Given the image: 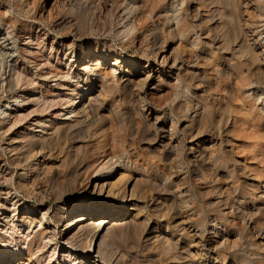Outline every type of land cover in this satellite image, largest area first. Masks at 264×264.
Segmentation results:
<instances>
[{"label":"rangeland","instance_id":"1","mask_svg":"<svg viewBox=\"0 0 264 264\" xmlns=\"http://www.w3.org/2000/svg\"><path fill=\"white\" fill-rule=\"evenodd\" d=\"M107 1L113 5V12L123 7L115 0ZM24 4L0 0V6L12 15L16 27H32L47 33L41 40L45 42L46 48L41 49L44 54H48L54 36L71 43L69 51L82 42H91L105 50H125L140 67L147 65L155 71V76L156 70L164 69L160 76L170 81L158 85L155 77L141 89H113L102 94L104 108L96 121L104 122V128L115 125L114 137L109 142L112 161H126L129 157L134 164L127 174L125 202L127 207L130 205V213L137 212L138 235L136 240L117 237V245L127 247L136 257V264H264V144H257L252 133L253 124L264 125V95H259L264 91V0H142L143 13L131 45H125L103 25L105 14L96 18L94 26L90 16L79 8L75 10L76 7L68 15L57 10L50 0H29ZM51 5L55 6L53 14L49 19L43 18ZM64 15L72 22L57 26L59 17ZM174 15H183L185 24L177 25ZM10 30L0 22V120H5L0 125L2 147L14 144L13 136L27 127L28 119L17 121L12 128L9 124L20 112L31 113L25 97L32 98L33 93L39 96V89L30 88L42 81L31 74L38 66L29 59V53H23L25 33L20 30L16 38ZM36 40L40 39L33 41ZM29 47L40 48L36 43ZM56 47L61 50L53 49L50 53L56 75L48 76L42 88L48 95L62 96L79 79L68 76L79 70L81 64H73L76 57L72 61L70 54L65 56L64 47ZM252 49L258 53L259 61L252 56ZM154 50L167 52L164 64H160V58L155 61ZM23 68L32 70L31 86L16 78L15 70ZM137 95L144 99L137 102ZM185 99L204 100L210 117L190 125L187 120L193 113L188 117L178 108ZM7 113L10 115L5 117ZM171 124L175 133L168 143L165 136ZM93 138L90 131H85L83 138L74 134L46 154L62 172L56 196L43 199L46 208L55 200L67 206L90 198L94 175L89 182L86 166L76 174L72 170L80 160L89 161L96 153ZM103 162L108 163L107 159ZM117 177L115 171L107 180L114 182ZM5 190L0 189V199L8 197ZM18 197L40 203L22 189ZM94 200L113 203L105 195ZM52 210L50 207L49 212ZM25 231L13 234L8 230L5 234L10 240L0 241V247L5 246L11 253L17 244L26 245L22 242L32 233ZM155 234H167L172 244L155 245ZM199 238L204 246L197 245ZM197 248H203L201 260L195 257ZM51 253L52 247L45 246L35 257L42 264H72L61 251L48 258Z\"/></svg>","mask_w":264,"mask_h":264},{"label":"bare ground","instance_id":"2","mask_svg":"<svg viewBox=\"0 0 264 264\" xmlns=\"http://www.w3.org/2000/svg\"><path fill=\"white\" fill-rule=\"evenodd\" d=\"M21 1L26 5L29 2V0H16L18 4ZM50 1L56 5L57 10L68 15L74 12L75 7V10L79 8L86 15L90 16V23L94 26L97 24L96 18L98 19L100 14H105L103 25H106L111 33L113 32L122 39L125 45L133 44L137 25L143 13L142 4H140L142 0H139L138 3H136L137 0L133 2L130 0H115L114 3L123 4V7L118 8L116 12H113V5L107 0ZM54 7L51 5L46 12L47 14H44L42 17H50L53 14ZM6 11L0 6V22L7 28L10 27V33L16 38L20 36V30L22 34L25 33L23 35V40H26L23 43V53H29V59L32 58V62L38 66V69L33 72L30 68L29 70H25L24 68L21 70L16 69L15 75L17 80L31 86L34 82L31 76L36 75L39 78L41 77L42 81L40 84L32 85L30 88L31 90L39 89V96L33 93L32 96L34 97L32 98L25 97V101L32 109L31 113L25 115L23 112H20L15 115L13 122L9 124L12 128L17 121L28 119L26 123L29 130L26 127L21 131H17V135L13 136V139L16 140L14 144H8L5 147L0 145V189H6L5 191L8 194L7 198L5 196L3 199H0V241L6 242L10 240V237L5 234L8 230H11L13 234L20 233L19 231L21 230H27L29 235L32 233L28 240L22 242H26V245L20 246L17 244V249L12 250L11 253L6 251L5 246H1L0 264H42L37 259V256L35 257V254L41 252L45 246L52 247V253L48 255V258H52L57 251H61V255L65 259H69L72 264H136V257L128 251L127 247L126 249L125 246L119 247L117 245L119 241L116 239L117 237L125 236L136 240L138 235L137 212L135 214L130 213V205L127 207L125 202V189L129 181L127 174L131 172L130 170L134 164H132V160L129 157L126 161L124 158L119 159L117 162L112 161L114 156L110 152L111 146L109 142L114 137L113 131L115 125L111 123L104 128L106 126L104 125L105 123L97 122L96 120L98 119V114L104 108L102 102L103 92L113 89L130 90L133 87L141 89L149 79L152 80L155 77L158 85H165L170 81L168 82L166 79L161 78L160 73L164 72V69L156 70L158 75L155 76V71L152 72V69L147 65L140 67L141 65H139L138 61H132V58L129 57L130 54L125 50H105L91 42H82L76 48L69 51L72 46H70L71 43L68 44L64 39H58L55 36L51 39L48 54H44L41 49L46 48L44 47L45 42L41 40L45 38L47 33L44 31L43 34L40 33L41 29L40 31H34L32 27H16L12 15L10 13L7 14ZM174 17L177 19V25L181 26L185 24L183 15H174ZM59 19L56 22L57 26L72 22V18L65 15L60 16ZM54 32H57L56 27ZM34 39L40 40H36V42L33 41ZM35 43L40 47L39 49L35 50L29 47ZM56 46L64 47V51H66L64 54L65 56L70 54V60L73 61L71 58L76 57L73 64L76 61H79V64H81L79 70L73 72V74L68 73V79L75 77H79V79L76 80L70 92L62 96L48 95L47 91L42 88L48 76L52 77L56 75L55 64H53L50 54L53 49L56 52L61 50ZM154 51L155 61L160 58V64H164L167 60V52ZM251 51L252 56L259 61L260 58L256 50L252 49ZM80 55H82L81 59ZM55 58L57 62L58 57L55 56ZM106 65L109 67H106ZM133 67L136 69H133ZM23 83L22 85H24ZM171 87L175 88V85ZM259 95L263 96L264 91L260 92ZM142 98L137 95V102L142 100ZM204 102V100L192 102L185 99L184 104L178 106L188 117L193 113L191 118L187 120L190 125L195 121L200 123L202 119L210 117ZM24 109L26 107L22 110ZM250 112L248 113L250 114ZM9 115L10 113H7L5 117ZM2 122H5V120H0V125H2ZM171 126L173 125H170L167 132L168 135L165 136L168 143L173 141L172 135L175 133L174 126L172 128ZM192 126L189 128V133L192 132ZM252 126V133L255 136L256 143L263 145L264 125L253 124ZM172 129L173 132H171ZM0 130L2 131V128ZM85 131L92 133L96 153L93 154L92 159L89 161L85 159L80 160L78 165L72 170V173L76 174L79 168L86 166L88 181L90 179L89 182L92 181L91 178L94 175L93 184L91 182L90 186V198L67 206L55 200L46 208L43 199L47 195L56 196V186L59 184L60 177L62 176L60 166H53V163L48 160L46 154L59 147V144L69 139V137L73 138L74 134L80 135V138H83ZM178 142L180 144V141ZM190 149L195 151V148L192 146ZM105 159H107L108 163L103 162ZM115 171H117L118 177L114 182H108V175ZM63 175L65 176V174ZM101 175L106 176L100 178ZM53 187L55 189L51 192ZM21 189L28 193V195L33 194L35 198L39 199L40 203L35 204V201H22L18 197ZM102 195L112 198L113 203H103L102 201L96 203L94 199H100ZM50 207H53L52 213L49 212ZM101 214H104V216L98 218ZM198 241V246H204L201 238ZM171 242L172 238L167 236V234H155L153 237V243L158 246L171 245ZM202 254H204L203 248H197L195 257L198 256L201 260ZM32 257L35 259L33 260ZM8 258L11 259L8 261Z\"/></svg>","mask_w":264,"mask_h":264}]
</instances>
